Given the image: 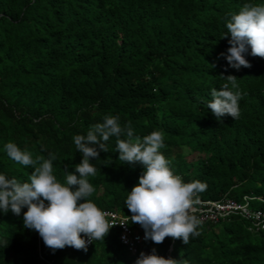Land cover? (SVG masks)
Returning a JSON list of instances; mask_svg holds the SVG:
<instances>
[{
	"label": "trees",
	"instance_id": "obj_1",
	"mask_svg": "<svg viewBox=\"0 0 264 264\" xmlns=\"http://www.w3.org/2000/svg\"><path fill=\"white\" fill-rule=\"evenodd\" d=\"M246 3L264 0H0V174L23 183L34 171L9 158L4 146L13 142L34 159L55 154L54 175L65 182V167L74 172L82 160L73 137L115 116L121 126L130 123L134 137L164 134L160 151L174 174L206 185L198 200L242 203L250 195L260 197L251 210L264 211V58L249 47L251 67H230V33L223 37ZM228 75L238 78L243 98L239 118L220 123L207 103ZM115 144L110 137L109 152L90 161L97 169L90 199L102 210L132 214L125 200L145 169L119 161ZM26 211L0 210V264L137 260L117 227L86 252L53 251L23 226ZM198 231L187 245L149 239L145 254L155 249L182 264H264V228L251 219L235 212Z\"/></svg>",
	"mask_w": 264,
	"mask_h": 264
},
{
	"label": "clouds",
	"instance_id": "obj_2",
	"mask_svg": "<svg viewBox=\"0 0 264 264\" xmlns=\"http://www.w3.org/2000/svg\"><path fill=\"white\" fill-rule=\"evenodd\" d=\"M226 29L223 37L229 33L231 36V46L225 57L230 67L237 70L251 67L244 55L249 47L252 56L264 58V3L244 4L239 13L227 21ZM221 77L225 83L220 90L211 89V99L207 103V109H211L220 123L226 115L234 120L239 118L238 102L243 98L237 77ZM110 137L116 138L115 151L119 152V161L126 164L138 162L145 169L139 177V183L131 189L125 200L132 213L127 220L142 226L145 241L131 250L121 242L118 232L120 243L137 258L135 264H182L176 259L157 255L155 249L151 254H145L144 243L150 239L160 244L165 238L171 237L182 239L187 245L191 236H199L201 221L191 214V209L197 205L194 203L198 194L205 190L206 185L200 181L185 183L174 174L170 161L160 151L165 147L161 131L134 137L130 123L121 126L119 117L105 116L103 122L92 125L86 135L73 137L82 160L74 166V172H69L68 167H65V182L54 175L52 162L57 159L55 154L49 153L48 159L41 156L34 159L29 151L21 150L13 142L7 143L4 147L9 158L25 167L32 166L34 171L29 182L23 183L0 174V210L4 213L11 210L19 216L22 208L26 207L23 226L38 232L44 244L53 251L70 246L86 252L89 243L104 241L111 228L129 223L111 221L110 213L103 211L90 199L96 189L89 177L97 173L90 161L99 159L100 152H109L107 142ZM244 196L249 198V203L255 198L260 199Z\"/></svg>",
	"mask_w": 264,
	"mask_h": 264
},
{
	"label": "built area",
	"instance_id": "obj_3",
	"mask_svg": "<svg viewBox=\"0 0 264 264\" xmlns=\"http://www.w3.org/2000/svg\"><path fill=\"white\" fill-rule=\"evenodd\" d=\"M249 198L243 197V201L238 202L232 198H222L215 201L198 200L194 204H198L200 207H192L191 212L196 211L194 214L201 224L204 222H216L223 219L229 214L239 213L246 218L251 219L255 228H264V211L251 210L249 207ZM110 213L109 219L115 223H121L127 221L125 225L121 226L117 224L114 227L119 228V237L122 243L126 244L129 249L135 250L137 244L141 245L145 241V231L138 223H131L127 220L130 215H121L115 211L103 210ZM85 239H87L85 237ZM91 243L88 244L90 246Z\"/></svg>",
	"mask_w": 264,
	"mask_h": 264
},
{
	"label": "rangeland",
	"instance_id": "obj_4",
	"mask_svg": "<svg viewBox=\"0 0 264 264\" xmlns=\"http://www.w3.org/2000/svg\"><path fill=\"white\" fill-rule=\"evenodd\" d=\"M194 156H195V154H194Z\"/></svg>",
	"mask_w": 264,
	"mask_h": 264
}]
</instances>
